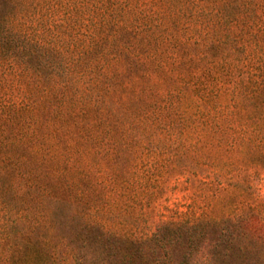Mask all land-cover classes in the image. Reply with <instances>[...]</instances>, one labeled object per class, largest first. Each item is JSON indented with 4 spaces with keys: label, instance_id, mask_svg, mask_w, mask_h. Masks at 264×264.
I'll return each instance as SVG.
<instances>
[{
    "label": "trees",
    "instance_id": "1",
    "mask_svg": "<svg viewBox=\"0 0 264 264\" xmlns=\"http://www.w3.org/2000/svg\"><path fill=\"white\" fill-rule=\"evenodd\" d=\"M92 8L91 44L72 57L57 45L65 29L45 40L49 30L35 34L21 20L26 0H0V264H55L41 253L40 230L61 227L54 209L71 204L72 186L39 184L25 136L199 130L225 92L242 101L250 87L264 93V73L245 76L264 70V29L252 24L264 0H93ZM43 54L54 62H39ZM250 59L261 64L249 69Z\"/></svg>",
    "mask_w": 264,
    "mask_h": 264
},
{
    "label": "rangeland",
    "instance_id": "2",
    "mask_svg": "<svg viewBox=\"0 0 264 264\" xmlns=\"http://www.w3.org/2000/svg\"><path fill=\"white\" fill-rule=\"evenodd\" d=\"M92 5L26 0L21 20L35 34L49 30L45 40L65 29L57 45L74 57L91 44ZM256 16L254 28L264 29V8ZM250 60L249 69L261 64ZM40 61L54 62L44 54ZM222 96L199 130L25 136L39 184L73 190L71 204L54 209L61 227L40 230L41 253L54 254L55 264H264V93Z\"/></svg>",
    "mask_w": 264,
    "mask_h": 264
}]
</instances>
